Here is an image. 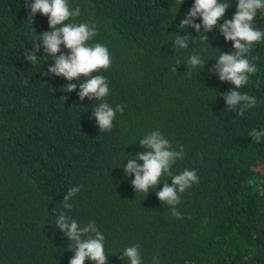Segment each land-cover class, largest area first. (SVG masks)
<instances>
[{
    "label": "trees",
    "instance_id": "16d2710c",
    "mask_svg": "<svg viewBox=\"0 0 264 264\" xmlns=\"http://www.w3.org/2000/svg\"><path fill=\"white\" fill-rule=\"evenodd\" d=\"M68 3L81 9L75 22L96 24L90 43L108 47L112 65L99 73L110 89L105 100L124 111L111 131L100 132L90 119L98 101H80L79 87L66 92L62 76H42L53 63L42 48L41 61L24 57L49 29L47 17L38 12L32 23L25 0H0V264H69L71 241L55 220L65 211L64 195L80 185L68 214L81 226L96 222L109 264H127L119 253L135 244L142 264H264V137L257 143L249 136L264 130V39L249 53L257 57L256 73L238 89L257 105L241 116L225 110L222 93L234 85L208 71L220 52L232 51V41L218 28L205 33L207 41L203 31L177 27L194 0L180 7L179 0ZM235 11L230 0L225 19ZM254 27L264 31V10ZM176 33H190L187 49L172 48ZM192 54L202 56L203 69L187 68ZM155 129L174 150L183 146L173 173L195 170L199 177L180 194L182 218L155 189L135 193L134 174L123 172L127 159L147 150L139 139ZM166 180L171 184L162 176L157 190Z\"/></svg>",
    "mask_w": 264,
    "mask_h": 264
},
{
    "label": "clouds",
    "instance_id": "9594fccd",
    "mask_svg": "<svg viewBox=\"0 0 264 264\" xmlns=\"http://www.w3.org/2000/svg\"><path fill=\"white\" fill-rule=\"evenodd\" d=\"M183 2L184 0H179V7ZM24 7L28 10L27 19L32 23L39 12L47 17L49 24L48 30L33 38L32 50L24 54L25 59L31 63L41 61L37 53L42 48L45 53L44 59L51 57L53 61L42 72V76H62L67 81L66 92H72L79 87L77 95L80 101H84L85 97L98 101L99 103L92 109L90 119L95 117L100 132L111 131L116 113H123L124 107L118 104L113 108L105 100L110 89L107 77L99 73L111 67L112 59L106 45L100 42L90 43L98 34L96 24L75 22V18L81 14V9L79 6L72 9L68 0H25ZM229 7L230 0H194L177 27L185 30L192 27L197 33L203 31L207 41L205 33L218 28L225 41H232V51L220 52L208 71L210 74H218L221 82L234 85L228 92L222 93L226 102L225 110L235 111L237 115L243 116L247 110L257 105L256 97L242 93L238 89L246 86L249 76L257 71L255 63L257 57H249V53L255 43L264 39V31L254 27V18L258 11L264 10V0H236L235 13L231 19H225ZM196 18H200L201 22H195ZM221 20L223 23H220ZM189 34L181 36L176 33L172 48L187 49L190 43ZM61 45L66 52L62 51ZM179 64L181 63L177 60L173 71H177L176 66ZM205 64L199 54H192L186 61L188 69H203ZM73 80L83 82L73 83ZM249 136L259 143L264 137V130L253 129ZM139 145L147 150L137 152L131 159H127V164L123 166L126 176L134 174L131 185L135 193L143 192L147 195L150 190L155 189V195L162 204L169 206L172 215L182 218L176 210L180 203V194L193 184L199 183L195 170L184 169L178 174L172 171L176 161L184 158L183 146L179 151L174 150L171 142L159 129L145 134L139 139ZM165 175L171 178V184L166 180L163 187L157 190L161 177ZM82 187V185L71 187L64 195L65 211H60L56 215L55 227L71 241L67 247L74 255L69 264H85L86 259L92 264H109V256L104 248L105 237L98 230L96 222L90 221L81 226L68 214L73 207L69 201ZM119 258L125 260L127 264H142L140 245L125 247L119 253Z\"/></svg>",
    "mask_w": 264,
    "mask_h": 264
}]
</instances>
